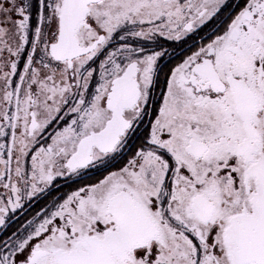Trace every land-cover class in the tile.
Here are the masks:
<instances>
[{
  "label": "snow or ice",
  "instance_id": "obj_1",
  "mask_svg": "<svg viewBox=\"0 0 264 264\" xmlns=\"http://www.w3.org/2000/svg\"><path fill=\"white\" fill-rule=\"evenodd\" d=\"M0 264H264V0H0Z\"/></svg>",
  "mask_w": 264,
  "mask_h": 264
},
{
  "label": "flooded vegetation",
  "instance_id": "obj_2",
  "mask_svg": "<svg viewBox=\"0 0 264 264\" xmlns=\"http://www.w3.org/2000/svg\"><path fill=\"white\" fill-rule=\"evenodd\" d=\"M209 27H211V25H209ZM206 30V29H205ZM202 35V33H201ZM194 39H196L197 43L199 42V37H195ZM192 42H193V38H188L186 39V41L184 43H180V42H166L165 43V47L168 48L169 51V57L165 58L164 60L161 61V65L162 67L166 66L169 64V61H171L172 63H175L176 60L180 59L181 56L183 54H186L187 50L189 48L192 47ZM6 54V53H4ZM22 67V66H21ZM162 75H161V79H162ZM14 79H18V77H14ZM157 94H159V87L157 89ZM147 117L145 118V122H147ZM49 131H51V129H49ZM58 184H60V187L58 189V192L56 189H53V195H56L58 193H63L66 191H69L72 187H75V185H68L63 183L62 181H57ZM48 199H50V197H46L44 199H41L39 201H34L31 205L30 208L27 207V211L26 212H18L16 214V219L13 221L12 223V228L14 229L18 223L22 222L24 219L26 218H30V216L39 209V207H41L43 204H45ZM9 231H11V229H9Z\"/></svg>",
  "mask_w": 264,
  "mask_h": 264
},
{
  "label": "rangeland",
  "instance_id": "obj_3",
  "mask_svg": "<svg viewBox=\"0 0 264 264\" xmlns=\"http://www.w3.org/2000/svg\"><path fill=\"white\" fill-rule=\"evenodd\" d=\"M6 56H7V53L6 54H4V57L6 58ZM22 66V65H21Z\"/></svg>",
  "mask_w": 264,
  "mask_h": 264
}]
</instances>
